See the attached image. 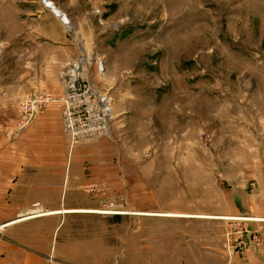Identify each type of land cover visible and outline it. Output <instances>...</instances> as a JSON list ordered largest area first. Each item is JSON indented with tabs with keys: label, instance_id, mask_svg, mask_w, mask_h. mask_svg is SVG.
Segmentation results:
<instances>
[{
	"label": "rangeland",
	"instance_id": "374dc122",
	"mask_svg": "<svg viewBox=\"0 0 264 264\" xmlns=\"http://www.w3.org/2000/svg\"><path fill=\"white\" fill-rule=\"evenodd\" d=\"M51 1L69 24L45 0H0V59L27 71V39L88 40L113 118L81 139L105 141L109 187L83 215L86 258L264 264V0Z\"/></svg>",
	"mask_w": 264,
	"mask_h": 264
},
{
	"label": "crops",
	"instance_id": "0c3cea01",
	"mask_svg": "<svg viewBox=\"0 0 264 264\" xmlns=\"http://www.w3.org/2000/svg\"><path fill=\"white\" fill-rule=\"evenodd\" d=\"M84 41L75 36L27 39L21 51L29 61L27 71L10 57L12 49L1 56L0 264H94L86 258L91 246L85 242L83 215L99 213L98 195L91 194L89 186L108 187L105 141L81 140L72 146L62 106L56 102L22 130L16 126L19 100L25 94L35 89L63 93V63L57 58L73 61L88 55L89 43ZM40 62L44 67L35 69ZM105 260L109 262L107 256ZM255 261L236 259L232 264Z\"/></svg>",
	"mask_w": 264,
	"mask_h": 264
},
{
	"label": "built area",
	"instance_id": "2783aa9c",
	"mask_svg": "<svg viewBox=\"0 0 264 264\" xmlns=\"http://www.w3.org/2000/svg\"><path fill=\"white\" fill-rule=\"evenodd\" d=\"M85 57L79 56L76 61L61 69L59 76L64 91L60 96L35 89L21 97L19 100L20 119L16 123L19 130L36 119L37 115L41 114L50 103L56 102L62 106L64 129L67 131L72 146L81 139L105 137L113 118L112 99L90 84L86 73L88 61ZM97 60V68L101 72L102 62L100 58ZM96 186L90 185L89 190L97 192Z\"/></svg>",
	"mask_w": 264,
	"mask_h": 264
},
{
	"label": "bare ground",
	"instance_id": "6f19581e",
	"mask_svg": "<svg viewBox=\"0 0 264 264\" xmlns=\"http://www.w3.org/2000/svg\"><path fill=\"white\" fill-rule=\"evenodd\" d=\"M45 5H46L47 8L49 7L50 9H52V11H53L54 13H56L57 16H59L62 20H64V22H65L66 24H69V23H70L67 14L64 13V12L62 13V12L58 9V7H57V6H56L51 0H45ZM38 214H39V213H38Z\"/></svg>",
	"mask_w": 264,
	"mask_h": 264
}]
</instances>
